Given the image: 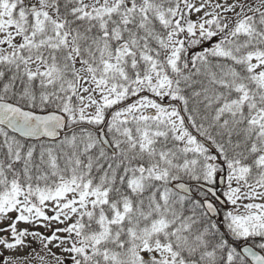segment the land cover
Masks as SVG:
<instances>
[{
    "label": "snow or ice",
    "instance_id": "6c2138e0",
    "mask_svg": "<svg viewBox=\"0 0 264 264\" xmlns=\"http://www.w3.org/2000/svg\"><path fill=\"white\" fill-rule=\"evenodd\" d=\"M0 264H264V0H0Z\"/></svg>",
    "mask_w": 264,
    "mask_h": 264
},
{
    "label": "rangeland",
    "instance_id": "374dc122",
    "mask_svg": "<svg viewBox=\"0 0 264 264\" xmlns=\"http://www.w3.org/2000/svg\"><path fill=\"white\" fill-rule=\"evenodd\" d=\"M197 5L199 4L200 0H196ZM193 19H196V14H193L192 16ZM15 215V214H12ZM27 225H21V227H26ZM40 231H44V229H39ZM34 247H38L37 245H33Z\"/></svg>",
    "mask_w": 264,
    "mask_h": 264
}]
</instances>
